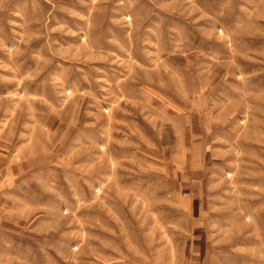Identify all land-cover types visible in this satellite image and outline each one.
<instances>
[{"label":"rangeland","instance_id":"1","mask_svg":"<svg viewBox=\"0 0 264 264\" xmlns=\"http://www.w3.org/2000/svg\"><path fill=\"white\" fill-rule=\"evenodd\" d=\"M0 264H264V0H0Z\"/></svg>","mask_w":264,"mask_h":264}]
</instances>
